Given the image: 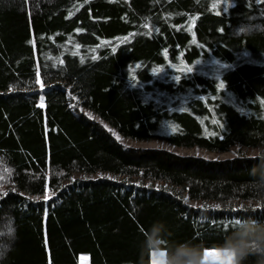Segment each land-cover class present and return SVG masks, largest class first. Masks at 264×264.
Listing matches in <instances>:
<instances>
[{
	"label": "trees",
	"instance_id": "trees-1",
	"mask_svg": "<svg viewBox=\"0 0 264 264\" xmlns=\"http://www.w3.org/2000/svg\"><path fill=\"white\" fill-rule=\"evenodd\" d=\"M242 22L264 24V0H0L2 264H150L165 251L145 247L156 221L166 243L204 254L239 217L264 218L250 187L264 30ZM98 119L124 139L234 156L125 146Z\"/></svg>",
	"mask_w": 264,
	"mask_h": 264
},
{
	"label": "clouds",
	"instance_id": "clouds-1",
	"mask_svg": "<svg viewBox=\"0 0 264 264\" xmlns=\"http://www.w3.org/2000/svg\"><path fill=\"white\" fill-rule=\"evenodd\" d=\"M253 30H264V24L242 22L237 25L238 33ZM253 176L250 187L264 201V161ZM166 234V225L162 221L154 222L145 234L146 248H165L160 256L162 264H204L201 244L191 240L166 243ZM13 240L14 230L0 233V264L11 250ZM224 249L231 252L233 264H264V218L247 215L236 219L223 238L221 250Z\"/></svg>",
	"mask_w": 264,
	"mask_h": 264
},
{
	"label": "rangeland",
	"instance_id": "rangeland-1",
	"mask_svg": "<svg viewBox=\"0 0 264 264\" xmlns=\"http://www.w3.org/2000/svg\"><path fill=\"white\" fill-rule=\"evenodd\" d=\"M88 115L90 117H92V118H96L94 115H90V114H88ZM97 122H100V124H102L103 127L106 128V130L109 129L108 131L112 132L114 138L116 137L115 139L118 140V142H120L121 144H124L125 146H128L129 144L128 143H124L123 140H126L128 142H131L132 145H130V146L135 147V148H163V149H165L166 148L165 145L168 144V143L160 142V141H157V140L144 141V142L142 141L141 142V141H134V140L124 139L122 137H120L121 138L120 139L118 137L119 135L116 132L112 131V128H110L109 126L103 124L100 121V119H98ZM172 149H174V150H172ZM172 149L170 151L175 152V153L180 154V155H187V154L191 155V154H195V155H198V156H201V157H205V158H225V157L234 156L233 155V152H234L233 150L235 149V147H233L230 151H228L226 153H210V152L203 151V150H199V149H195V148L194 149H181V148H175L174 147ZM262 152H263V150L262 149H258V148H256V149H248L247 150V154H250V155H257V154H260ZM96 176H100V174L99 175H94V176L91 175L90 177L91 178H95ZM72 177L73 178H76V177L77 178H82L83 176L81 174H75ZM187 203L189 205H193V206H201L202 205L201 203H198V202L195 203V202L188 201ZM215 205H220V204L215 203V202H210L206 206L213 207V208H217V207H215ZM236 206H241V204H236ZM5 231H7V229ZM203 260H204V258H203ZM209 263L210 264H212V263L215 264L214 261H211V260H210ZM78 264H88V260L86 259V256L80 257ZM204 264H207L205 262V260H204ZM216 264H218V263H216ZM220 264H222V262Z\"/></svg>",
	"mask_w": 264,
	"mask_h": 264
},
{
	"label": "snow or ice",
	"instance_id": "snow-or-ice-1",
	"mask_svg": "<svg viewBox=\"0 0 264 264\" xmlns=\"http://www.w3.org/2000/svg\"><path fill=\"white\" fill-rule=\"evenodd\" d=\"M216 5L214 4L213 7H215ZM69 15H71V13H69ZM194 19V18H193ZM145 27L147 28L148 25H145ZM178 27V26H177ZM77 31H81V29H77ZM243 31V30H242ZM131 35V33L129 34ZM77 48H79V45H76ZM115 50V49H113ZM75 54V53H74ZM93 59H96L97 57L96 56H93L92 57ZM62 63V61H61ZM154 72L155 71H158V69H154L153 70ZM188 71H192V69L189 67L188 68ZM135 79V77H133ZM179 79V78H177ZM37 83L40 84V87L43 88L44 85L42 83H40V80H39V77L37 78ZM219 88H223L224 87V84L223 82H221L219 85H218ZM41 101H43V97H41ZM41 107H43V104H41ZM7 171V170H6ZM54 194V193H53ZM44 199L47 200L49 199V196L48 194L46 193L45 196H44ZM187 199V198H185ZM215 207L219 208L220 206L219 205H215ZM163 251H161L159 253V255L162 257L163 256ZM212 255L213 259H216V260H220L222 262V264H233V257H232V254L230 251H228L227 249H224V250H221V249H212V250H208V249H205L204 250V258L207 259L209 255ZM49 264H51V260H49ZM154 264H162V261H154Z\"/></svg>",
	"mask_w": 264,
	"mask_h": 264
},
{
	"label": "bare ground",
	"instance_id": "bare-ground-1",
	"mask_svg": "<svg viewBox=\"0 0 264 264\" xmlns=\"http://www.w3.org/2000/svg\"><path fill=\"white\" fill-rule=\"evenodd\" d=\"M86 112H87L88 114H90V115H93L90 111H86ZM118 137L120 138V136H118ZM120 139H121V138H120ZM123 142H124V143H128L129 145H132L131 142H128V141H126V140H123ZM165 147H166L165 149H168V148H169L168 150H171L172 148H174V147H172L171 145H168V144H166ZM172 150H174V149H172ZM194 155H195V154H194ZM159 253H160V252H154V253L151 254V257L153 258V260H155L156 258H158V257L160 256ZM204 260L206 261L207 264H209L210 260H211V261H212V260H213V261H216V259H213V257H212L211 254L208 256L207 259L204 258Z\"/></svg>",
	"mask_w": 264,
	"mask_h": 264
},
{
	"label": "crops",
	"instance_id": "crops-1",
	"mask_svg": "<svg viewBox=\"0 0 264 264\" xmlns=\"http://www.w3.org/2000/svg\"><path fill=\"white\" fill-rule=\"evenodd\" d=\"M154 252H161V251H152L151 252V254L152 253H154ZM161 260V257L159 256L158 258H156L155 260H153V258L151 257V255H150V264H154V261H160ZM213 261V260H212ZM206 262V261H205ZM214 263L216 264V263H218V264H220L221 263V261L220 260H216V261H214ZM210 264V263H209ZM213 264V263H212Z\"/></svg>",
	"mask_w": 264,
	"mask_h": 264
},
{
	"label": "water",
	"instance_id": "water-1",
	"mask_svg": "<svg viewBox=\"0 0 264 264\" xmlns=\"http://www.w3.org/2000/svg\"><path fill=\"white\" fill-rule=\"evenodd\" d=\"M106 129V128H105ZM109 130V129H108ZM111 134H112V132H111ZM113 135V134H112ZM121 137V136H120ZM116 138V137H115ZM124 145V144H123ZM128 146H130V145H128ZM130 147H132V146H130ZM166 150H168V149H166ZM168 151H170V150H168ZM170 152H172V151H170ZM173 153H175V152H173ZM175 154H177V153H175ZM178 155H180V154H178ZM187 155H189V154H187ZM191 156H198V155H194V154H191ZM225 158H229V157H225ZM213 159H216V158H213ZM86 259L88 260V257H86Z\"/></svg>",
	"mask_w": 264,
	"mask_h": 264
}]
</instances>
